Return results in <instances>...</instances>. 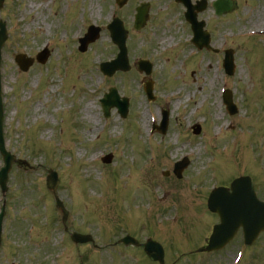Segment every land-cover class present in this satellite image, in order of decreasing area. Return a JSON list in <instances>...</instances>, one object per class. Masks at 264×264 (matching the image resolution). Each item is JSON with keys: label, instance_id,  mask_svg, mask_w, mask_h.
<instances>
[{"label": "rangeland", "instance_id": "obj_1", "mask_svg": "<svg viewBox=\"0 0 264 264\" xmlns=\"http://www.w3.org/2000/svg\"><path fill=\"white\" fill-rule=\"evenodd\" d=\"M32 1L45 6L27 14ZM138 1L119 8L115 0H5L6 146L29 167L13 164L7 191L0 186V210L6 204L0 264H158L142 247L110 248L126 233L160 241L167 263L232 264L237 238L222 252L204 250L216 217L205 202L213 186L243 174L254 177L264 198V0H238V9L223 18L210 9L201 15L218 52L191 45L183 8L169 0H149L151 22L136 31L132 7ZM114 16L129 29L132 66L107 76L100 63L118 53L107 30ZM90 23L102 28L101 36L81 53L78 37ZM251 30L259 35L251 37ZM45 46V64L18 67L17 53L36 57ZM227 48L235 50L232 75L223 67ZM140 58L154 64L151 75L138 70ZM149 79L152 101L144 90ZM112 86L131 101L125 119L115 109L104 117L100 99ZM225 88L238 106L234 115L223 102ZM163 110L170 112L168 132L151 134L152 119L160 123ZM195 123L202 125L200 134L192 131ZM109 152L113 163L105 165L98 158ZM186 154L191 163L178 179L174 164ZM50 169L58 173L57 195L70 211L68 232L46 184ZM167 169L171 175L164 176ZM73 230L93 233L100 249L75 244ZM258 241L245 247L240 264H264V234Z\"/></svg>", "mask_w": 264, "mask_h": 264}, {"label": "water", "instance_id": "obj_2", "mask_svg": "<svg viewBox=\"0 0 264 264\" xmlns=\"http://www.w3.org/2000/svg\"><path fill=\"white\" fill-rule=\"evenodd\" d=\"M126 1L127 0L121 1L120 5H123ZM221 4L222 6L218 8V13L233 11L237 7L236 1L234 0L230 1V3H229V0H222ZM146 10H147L146 7L142 9V13L140 14L139 19L137 21L138 28L142 27V25L145 24V21L147 18ZM97 36L98 34L94 33L93 28H91L90 33L88 35L89 41L95 40ZM124 37H126V32H125ZM124 40L121 41V44L123 47L125 46V43H123ZM1 41H2V38L0 42ZM202 45H207V43L203 42L200 44V46ZM124 52H125V49H124ZM47 57H48V53L41 54L39 56V60L44 62L47 59ZM17 59L24 69H27L29 65L33 62V59H27L25 58L24 55H19ZM125 60L127 62V59ZM124 66L125 65L121 66L117 64V68L129 69L128 65L126 67ZM225 66H226V69L230 73H233L234 64H233V52L232 51L228 52V56L225 60ZM113 72L114 71H112L111 74ZM151 90H152L151 86L148 85L147 91L150 96H151ZM228 101L230 103L231 112H233L235 109L231 103L230 97ZM105 105H106L105 106L106 115H108L109 109L112 105H114V103H106ZM123 113L124 115H126L127 110L123 111ZM166 128H167V122L165 121L164 124L161 127H159V129L165 132ZM195 132L196 133L200 132V126H197V128L195 129ZM1 150L5 154L7 162H8V167L4 169L3 174H2V183L5 185V182L7 180L8 169L10 168L12 164L13 157H10V154L5 151L3 144H1ZM110 158L111 157H109L106 160L110 161ZM187 164L188 162L186 161L184 163H180L179 165H177L175 171L178 174V176L181 177V173ZM58 183H59V180H58L57 173L55 171H50V174L48 176L49 187L56 190ZM213 199L215 200V202H217L218 200H221L220 202L222 203L223 208H218L217 205H213V201L211 202V208L213 210L221 211L223 213V219H222L223 222L222 224L218 225L217 234L216 236H214V239H212L211 241L212 244L218 243L220 240H222L223 236L227 237L224 235V233H228V235L230 236L233 233L234 229L238 228L241 224H243L244 227L247 229L248 239L251 241L256 239L257 235L259 234L261 230H264V202L259 201L257 199L250 177H242L240 179H237L233 183L232 193L228 192V190L223 189V188L218 189ZM58 204L61 206L63 205V203L59 199H58ZM65 214L67 215L66 210H65ZM2 218H3V215L0 216V232H1ZM75 240L85 241L87 239L80 235H76ZM146 250L153 259L160 260L163 263L164 252L160 244L154 241H150L146 244Z\"/></svg>", "mask_w": 264, "mask_h": 264}, {"label": "bare ground", "instance_id": "obj_3", "mask_svg": "<svg viewBox=\"0 0 264 264\" xmlns=\"http://www.w3.org/2000/svg\"><path fill=\"white\" fill-rule=\"evenodd\" d=\"M53 2V0H47V2L50 4V3H52ZM41 2V1H40ZM45 6V4H37V3H35L34 1H32L31 3H30V5H29V8H26V9H24V11L28 14H31V13H33V11L34 10H36L37 8H39L40 6ZM94 9H93V2L91 3V6H90V11H93ZM33 21H34V18L32 19V20H30V22L29 23H33ZM28 23V24H29ZM50 27H51V25H49ZM162 40L163 41H165L166 40V38H162ZM162 40H161V42H162ZM189 97V96H188ZM86 109H87V107H86ZM88 111H89V108H88ZM87 116V118L90 120V121H95V118H94V116H93V114H90L89 115V112H87V114H86ZM144 121H146V123H147V116L145 115L144 116ZM117 129V126L116 127H114V130H116ZM95 130H98V128H96Z\"/></svg>", "mask_w": 264, "mask_h": 264}]
</instances>
